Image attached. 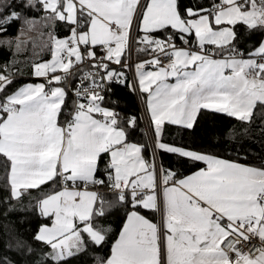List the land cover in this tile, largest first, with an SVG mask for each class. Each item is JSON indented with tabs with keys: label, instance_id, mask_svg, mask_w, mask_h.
I'll return each instance as SVG.
<instances>
[{
	"label": "crops",
	"instance_id": "obj_1",
	"mask_svg": "<svg viewBox=\"0 0 264 264\" xmlns=\"http://www.w3.org/2000/svg\"><path fill=\"white\" fill-rule=\"evenodd\" d=\"M63 2L72 6L73 19L80 9L88 16L86 24L77 32L78 43L85 51L93 55L96 47L111 43L106 47V55L118 62L124 53L127 26L137 0ZM215 7H218L217 12L211 16L201 14L182 19L175 0H146L144 4L138 22V41L144 48L154 50L153 47L172 44L156 36L154 45H147L149 34L170 26L182 34H192L193 43L211 52L205 55L176 46L170 51V64H159L148 53L137 59L145 60L146 76L138 86L144 94L156 141L166 122L191 125L201 107L247 119L256 103H264V65H255L249 57H229V52L216 49L231 42L236 22L264 24V0L246 3L221 0ZM71 38L77 48L73 35ZM262 51L264 35L249 53ZM74 52L79 58V53ZM64 59L62 57L60 68L54 70L62 71L67 67ZM51 73L41 78L34 76L33 71L31 76L41 80L22 83L1 105L5 114L1 117L0 112V153L10 159L9 180L13 192L39 185L61 172L70 182L94 181L98 155L104 151L108 154L111 187L152 189L155 185L152 161L148 163L144 159L140 144L126 138L123 128L117 125L115 111L99 104L100 99L93 100L90 107L79 109L72 122L63 127L60 111L66 107L67 93L58 77ZM38 81L42 82L41 90L52 101L51 105L48 102L42 107L35 87ZM24 88L27 91L31 88L25 98L22 96ZM160 146L204 162V167L176 181L167 178L170 174L162 173L163 264H264V249L247 255L225 252L219 246L228 233L253 232L264 237V222H261L264 221V199L258 198V193L264 192V168L164 144ZM209 165L213 166V172L207 169ZM250 169L256 173H248ZM114 193L123 199L124 195ZM98 197L92 187L60 186L38 201V212L48 222L39 228L37 235L49 243L50 258L58 260L82 251L85 235L96 242L103 238V233L94 226L99 223L93 215ZM135 202L155 210L156 193L149 191ZM212 211L233 220L242 217L243 226L220 224L221 221L210 217ZM103 212L104 208H99L96 215ZM160 238L156 220L130 209L104 264H162Z\"/></svg>",
	"mask_w": 264,
	"mask_h": 264
},
{
	"label": "trees",
	"instance_id": "obj_2",
	"mask_svg": "<svg viewBox=\"0 0 264 264\" xmlns=\"http://www.w3.org/2000/svg\"><path fill=\"white\" fill-rule=\"evenodd\" d=\"M219 1L221 0H175V3L180 17L186 19L201 14L211 16ZM248 1L240 0L242 3ZM59 5L62 7V1ZM78 15L86 24V12L80 9ZM74 19L68 21L65 17L58 16L55 9L45 7L43 0H0V75L9 77L0 87L1 117L5 114L1 105L11 92L30 79L41 80L31 76L34 65L51 57L54 37H71ZM37 24L40 25L38 31L34 27L30 28ZM233 30L231 42L216 49H223L222 52L239 49L240 52L249 54L250 49L262 39L264 24L247 25L236 22ZM153 35L178 45L193 43L192 34H182L170 26L157 29ZM139 43L137 41L135 47L136 59L146 53L149 56L150 49ZM124 58L123 53L118 65L113 67L118 80L110 84L99 104L115 111L117 125L123 128L127 139L141 145L144 159L150 163L151 155L137 102L129 86L128 72L122 66ZM59 82L64 84L63 80ZM64 106L66 107L60 111L62 122L71 108V98L68 95ZM160 144L264 168V103H256L247 119L201 107L191 125L166 122L156 141L157 154L162 173L170 174L167 178L176 181L204 167V162L167 150L166 147L162 148ZM9 172L10 159L0 153V264H104L130 209L156 219V210L140 206L130 194L121 199L118 194L108 190L111 188V170L107 152H101L97 159L95 180L87 184L96 188L99 194L96 208H104L103 213L96 215V209L93 214L99 221L94 226L103 233V238L96 242L85 235V247L82 251L54 260L48 255L49 243L37 235L39 228L48 222L38 212L37 204L41 198L61 186L59 175L14 193Z\"/></svg>",
	"mask_w": 264,
	"mask_h": 264
},
{
	"label": "built area",
	"instance_id": "obj_3",
	"mask_svg": "<svg viewBox=\"0 0 264 264\" xmlns=\"http://www.w3.org/2000/svg\"><path fill=\"white\" fill-rule=\"evenodd\" d=\"M145 2L146 0H137V3L133 7L132 14L130 15L125 39V58L122 62V66L125 67L128 72L129 86L132 92L134 93L138 110L143 123V128L147 138L151 161L154 169L155 185L152 187V189L148 187L131 186L129 188L119 189L111 187L108 190L111 192H118L124 196L126 194H130L134 201L139 200L142 195L149 191H154L156 193L157 207L155 220L157 222L162 237L160 238V260L163 264L164 244L162 240L163 209L161 192L164 182L161 179V167L157 154L156 139L148 115L146 113L144 98L142 96L141 90L139 89L134 72V65L137 61L135 57V47L136 41L138 39V22ZM217 9L218 7L214 8V14L217 12ZM78 11L79 10H76L75 13L71 36L73 35L75 41L77 42L78 49H76V51L77 53H79V58L75 57L74 51L70 53L64 51L66 53V58L69 59L70 65L62 71H57L56 73L52 74L53 76L55 75L56 77H58L59 80L64 81L63 86L66 90L67 95L71 98V108L62 122L63 127H66V125H69L70 122H72L73 115L79 109L90 107L93 100L102 99L104 95L108 92L110 84L118 80V76L114 72L113 68L115 65H118V62L113 61L111 57H108L106 55V47L111 46V43L97 47V51L93 55L88 54L83 48V46L78 43L77 32L84 25V20L79 17ZM148 40L149 43H147V45L149 47H152L155 41L157 40V37L153 34H149ZM66 41L69 46H73V40L71 37H67ZM176 46H182L190 51H196L205 55L211 54V52L208 49L203 48L202 45L200 46L196 45L195 43L184 42L183 45H178L177 43H167L164 44L162 47H153L154 50H150L149 56H151L155 60V62L159 64H170L172 61L170 51ZM227 55L229 57L234 58L245 57L249 55L253 58V61L256 65L264 64V51L250 55L239 52L236 49H232L229 53H227ZM228 71L231 72V70ZM8 78L9 77L0 75V87ZM104 120L107 121L106 118H104ZM58 175L60 185L63 187H89L87 183H68L66 175L62 172ZM258 198L264 199V192L258 193ZM210 217L216 221L225 220V218H223L222 215L216 211H212L210 213ZM261 222L263 223L264 221L262 220ZM231 224L235 227H239L238 222H231ZM219 246L221 250L225 252L236 251L240 254L254 255L258 250L264 249V237H258L253 232H246L243 235H235L233 233H228L221 239Z\"/></svg>",
	"mask_w": 264,
	"mask_h": 264
},
{
	"label": "rangeland",
	"instance_id": "obj_4",
	"mask_svg": "<svg viewBox=\"0 0 264 264\" xmlns=\"http://www.w3.org/2000/svg\"><path fill=\"white\" fill-rule=\"evenodd\" d=\"M43 1H44L45 7L50 8L52 10L55 9V11H56L58 16L66 17V19L68 21H72L73 15H74V10L72 9V6L68 2L66 4H64L63 0H43ZM61 1L64 4V5H62V7H61V5H59L61 3ZM64 1H66V0H64ZM32 27H34L36 29V31H38L39 28H40V25L37 24V25L31 26L30 28H32ZM25 34H28V33H25ZM138 40H139V37H138L137 41ZM137 41H136V43H137ZM139 45H141V44L139 43ZM76 49H77L76 46H74V45L73 46H69L68 45L65 37H54L51 57L48 60H46V61H43L41 63H37V64L34 65V67H33V71L35 73L34 76L42 78V75H47V74L53 72V70L56 69V68L59 69L60 68L59 66L63 64L62 63V57L65 58L63 61L67 63V66H69L70 62H69V59L66 58V53L64 51H66L67 53L68 52L70 53V52H73L74 50L76 51ZM253 54H255V53H253ZM253 54H250V55H253ZM245 57H249L252 60V62H254L253 58L251 56L248 55V56H245ZM144 66H145V60L144 61L137 60L135 65H134V72H135L137 83L139 82V84H141V85H142V80L146 76V74H145V69L146 68ZM61 69H62V67H61ZM54 71H56V70H54ZM37 74H40V75H37ZM38 82H40V83H37L35 87L39 91L40 101L42 100V103H43L42 107H44L45 103H48V102H49V105H51L52 101H49L50 99H47L45 97L46 95H43V92L41 90L42 82L41 81H38ZM27 89L29 91L31 90V88H27ZM29 91H27L26 88H24V92H23L22 96L25 98V96L27 95V93ZM43 99H45L46 102H44ZM228 165L230 166V164H228ZM250 168L251 169H257V168H254V167H250ZM207 169L209 170V172H213V170H214L212 165L207 166ZM251 169L249 170L248 173H256L254 170H251ZM161 176H162V171H161ZM181 183L184 184L185 186L189 187V185L185 184L184 182L181 181ZM189 183L192 186L195 185V182H189ZM193 192H195V191H193ZM199 200L202 201V199H200V198H199ZM202 202H204V201H202ZM244 206L247 207V204H245ZM162 209H163V221H164V206H163V203H162ZM222 217L225 218V220H218V221H221L220 224L222 222H225V224L229 225V226L231 225V222H233V223H237L238 222V223H240L243 226V223H244L243 221L245 220L242 217L238 218V220H233L232 217H227V218L224 217V216H222ZM165 233H166V229H165Z\"/></svg>",
	"mask_w": 264,
	"mask_h": 264
},
{
	"label": "clouds",
	"instance_id": "obj_5",
	"mask_svg": "<svg viewBox=\"0 0 264 264\" xmlns=\"http://www.w3.org/2000/svg\"><path fill=\"white\" fill-rule=\"evenodd\" d=\"M95 53H96V51H95Z\"/></svg>",
	"mask_w": 264,
	"mask_h": 264
}]
</instances>
